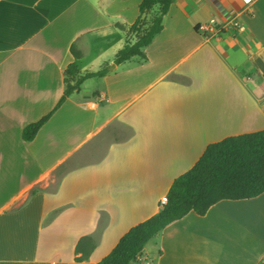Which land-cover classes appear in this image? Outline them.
Listing matches in <instances>:
<instances>
[{
	"label": "crops",
	"instance_id": "crops-1",
	"mask_svg": "<svg viewBox=\"0 0 264 264\" xmlns=\"http://www.w3.org/2000/svg\"><path fill=\"white\" fill-rule=\"evenodd\" d=\"M141 2L0 0V264H98L209 145L264 130V0H175L144 56L116 64ZM71 63L107 72L26 143ZM132 264H264V194L189 213Z\"/></svg>",
	"mask_w": 264,
	"mask_h": 264
},
{
	"label": "trees",
	"instance_id": "trees-1",
	"mask_svg": "<svg viewBox=\"0 0 264 264\" xmlns=\"http://www.w3.org/2000/svg\"><path fill=\"white\" fill-rule=\"evenodd\" d=\"M175 0H142L140 16L131 31L139 33L147 25L143 15L151 16V23L145 27L138 41L127 44L115 59L116 64L143 57V49L148 47L163 30V19ZM142 20V22H140ZM142 25V26H141ZM197 30V29H196ZM79 59L80 53L72 49ZM106 69L80 75L77 64L71 63L65 70V90L56 106L39 121L28 125L22 132L23 140L31 143L38 132L54 114L67 102L68 98L88 79L102 76ZM264 194V130L226 138L207 147L197 163L188 172L174 180L161 205L158 214L130 229L113 250L98 264H132L137 261L145 246L163 229L194 212L204 217L210 208L221 201H239L257 198ZM96 247L94 237H83L77 244V262H84Z\"/></svg>",
	"mask_w": 264,
	"mask_h": 264
},
{
	"label": "built area",
	"instance_id": "built-area-1",
	"mask_svg": "<svg viewBox=\"0 0 264 264\" xmlns=\"http://www.w3.org/2000/svg\"><path fill=\"white\" fill-rule=\"evenodd\" d=\"M234 26H237V24H234ZM215 27V21L211 20L210 23L201 25L200 29L204 32H210ZM161 205H165L167 203V197H163L161 199Z\"/></svg>",
	"mask_w": 264,
	"mask_h": 264
},
{
	"label": "rangeland",
	"instance_id": "rangeland-1",
	"mask_svg": "<svg viewBox=\"0 0 264 264\" xmlns=\"http://www.w3.org/2000/svg\"><path fill=\"white\" fill-rule=\"evenodd\" d=\"M134 1H135V0H134ZM151 13L153 14L154 11L151 12ZM152 16H153V15H152ZM151 19H152V18L150 17L149 20H147V19L145 20V22L147 23V25H150V23H151ZM147 21H148L149 23H148ZM140 22H142V20H141ZM141 26H142V25H141ZM147 27H148V26H147ZM147 27H146V28H147ZM143 29L145 30V27H144ZM144 30H143V31H144ZM143 31H141V32L143 33ZM141 32H140V33H141Z\"/></svg>",
	"mask_w": 264,
	"mask_h": 264
},
{
	"label": "water",
	"instance_id": "water-1",
	"mask_svg": "<svg viewBox=\"0 0 264 264\" xmlns=\"http://www.w3.org/2000/svg\"><path fill=\"white\" fill-rule=\"evenodd\" d=\"M112 68H114V65H112L109 69L111 70Z\"/></svg>",
	"mask_w": 264,
	"mask_h": 264
}]
</instances>
